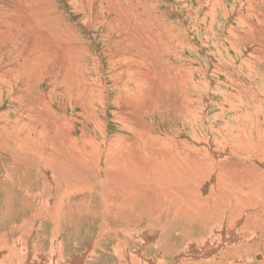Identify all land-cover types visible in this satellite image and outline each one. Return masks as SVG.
<instances>
[{"label":"rangeland","instance_id":"374dc122","mask_svg":"<svg viewBox=\"0 0 264 264\" xmlns=\"http://www.w3.org/2000/svg\"><path fill=\"white\" fill-rule=\"evenodd\" d=\"M263 147L264 0H0V236L14 223L28 233L35 213L45 220L47 210L61 208L70 220L58 236L65 264H83L77 258L107 223L86 215L93 207L77 210L83 220L70 211L87 191L67 195L69 182L54 170L69 166L68 174L77 173L70 183H87L98 206V182L131 167L108 221L136 227L147 209L148 216L167 213L162 200L158 207L141 200L158 192L138 181L134 169L151 152L186 173L203 175L188 171L187 161L211 171L194 185L215 206L201 228L222 223L225 234L240 236L244 260L257 263L264 240ZM230 215L237 218L228 228ZM40 220L24 240L46 255L48 242L37 237L50 240L51 225ZM108 233L103 245L110 259L96 264L119 263L110 251L117 239Z\"/></svg>","mask_w":264,"mask_h":264},{"label":"bare ground","instance_id":"6f19581e","mask_svg":"<svg viewBox=\"0 0 264 264\" xmlns=\"http://www.w3.org/2000/svg\"><path fill=\"white\" fill-rule=\"evenodd\" d=\"M66 131H69V130H66ZM156 143L158 144V142H156ZM211 145H214V144H211ZM153 146H154V143H153ZM153 148H155V147H153ZM221 151L223 152L222 149H221ZM146 152H148V151H146ZM164 155L166 157H170L174 154L164 153ZM218 156H219L218 153H213L214 158H217ZM187 157L190 158L189 155ZM258 158H260V157H258ZM211 159H210V161H211ZM32 160H34V158ZM52 160H53V158L51 159V161ZM36 162H39V161H36ZM189 162L190 161L186 162L187 167H188V171L198 172V173H201L203 175L186 173L185 171L176 167L174 165V163L167 164L164 162H158L157 160L154 159V153H151V152H150L149 156L145 160H143V163L141 165L135 166L134 169H135L137 180L140 182H144V184L147 186L152 185L158 190V192H154L151 195L144 193V196L141 200L144 202H151L152 201V202H154L156 207H158L161 204L160 201L162 200L165 204V210L167 211V213H165V214L157 213L156 215L148 216V210L149 209H147V211L144 215L145 218L136 222V227L133 226V223L132 224L127 223L125 226H123L121 228H117V226L113 222L108 221V217L110 215H112L114 212L112 210V207L114 205H116L117 200H121L120 197L127 190V184H128L127 179H128L131 167L130 168H124L122 170L125 172L124 174L121 173L122 171L121 172L119 171L120 174L122 175V177H120L117 172H114L110 175H109V173H107L108 171L106 172L108 174L106 176V178H109V180L107 182H105L104 184H102V183L99 184V182H98V185L101 187V190H102L101 194L97 193L98 194V201H97L98 206H92V205H94L93 201L95 198V195L93 193L94 189L89 188V185L87 183L85 185H81V186H77V185H79L78 184L79 181L77 183L75 182L76 184L70 183L69 178L73 179V176L75 177V175H77V173L74 171H71L68 174V169H66V168H68L69 166H65L62 169L63 171H61V172H63V173H60V172L54 170V172H57L62 178H65L66 181L69 182V183H66L67 195L73 194L75 192H80V190L83 192L87 191L88 196L80 199L78 206L77 207L75 206V208L73 210H70V211L77 213V215L83 220L84 215L78 214L79 211H77V210H79V209L84 210L85 209L87 212H89V210L93 207V208H96L97 211H93L92 215L90 213H87L86 215L91 216L92 221L96 220L98 218H101L102 221L103 220L105 221L104 223H107V230H103V226L101 224L99 225V227H97L98 228V232H97L98 238L90 246L88 245L89 247H87L88 249L85 251L86 253L89 254V256L86 255V253H85L82 256H79L77 259H79L80 262L82 261L83 264H96V263H98V261L102 260L103 256H105V257L107 256V258L110 259L109 252H107L106 246L103 245L104 243H106L105 240L107 239V236H108L106 234L110 230L111 232H113V235H114L113 238L117 239L116 245L112 246L110 251L116 257V260L119 262L118 264H250L249 260H244V259H247L246 258L247 255L244 253V250H245L243 247L244 243L239 242V240H240L239 235L238 236L234 235L233 231H228L225 234V231L222 229L223 228L222 223H219L218 221H215V220L208 229L206 227L204 230H202L201 226H205L211 221L209 219L211 218V215L213 216V213L215 211V206L213 203V205H212L213 209H211L210 206L208 205L209 203L207 204L209 198L206 197V198L202 199L201 193L198 191V189H196L194 187V185L197 181H200L202 179V176H205V177L210 176L211 171H204L200 167V165L195 166L193 164L191 166L190 164L192 162H190V163ZM252 162H254V161H252ZM52 163H51V165L54 164V163L53 164ZM61 163H63V162H61ZM65 165H67V164H65ZM65 169H66V171H65ZM176 172H178V174L175 176ZM41 176H42V174H41ZM48 176L49 175H47V179H49ZM236 176H234V178ZM252 176H253V174H252ZM82 177L83 176H81V178ZM106 178H105V180H106ZM241 179H243V178H241ZM103 181H104V179H103ZM121 182H122V186L120 188ZM217 182L219 183V181H217ZM82 183H83V181H82ZM228 183L230 184V182H228ZM190 185L192 187L189 188ZM211 185H213V184H211ZM246 185H248V184H246ZM74 186L75 187L77 186V187L75 189H72ZM43 194H44V192H43ZM45 194H46V192H45ZM165 195H167V196H165ZM262 198L264 199V195L262 196ZM144 202H137V203H144ZM86 203L88 205H86ZM125 204H129V203L125 201ZM74 205H76V204H74ZM257 206H258V204H257ZM41 208H43V210H44L45 205L44 206L42 205ZM247 208H248V206H247ZM60 209L56 208V209L51 210V211L49 209L50 212H48V210H47L46 214H45V220L41 219V215H42L41 213H35V215L31 219L32 222L41 219L40 221H43V222L45 221V222L50 223V225H51V231H50L51 239L47 240V238L44 236L37 237L40 241H43V242L47 241L48 242V250H49L48 252H50V253H48L46 255L44 254L45 256L42 255L41 253L43 252L42 251L43 247H39V246L37 247L36 245H34L32 243V241H31V247L32 248L28 247V243H27L28 240L27 241L24 240L25 233H27V232L24 233L23 228L21 229L20 226H19V228H17V225L14 223V224L8 226V228H7L9 230L8 233L0 236V258H1L0 264H4V263H6V264H29L28 262H29L31 253H33L34 257H32L33 259L30 261V264H65L66 259H65V255H64V250H63L61 242L58 240V236L61 234V232L65 228L64 222L70 221V220L67 217V212L65 211V215H64L63 213L60 212ZM144 210H145V208L142 209V211H144ZM248 210H250V209H248ZM36 212H37V210H36ZM138 215L140 217H142L140 212H138ZM231 218H232L231 215L229 217L225 218L226 219L225 221L226 222L228 221V223L226 224V227L228 226V228H229L230 222H232L233 220L236 221L235 219L237 217L234 216V218H232V219ZM145 219H147L146 222H144ZM228 219H231V220H228ZM256 220H257V218H256ZM32 222H31L30 230L26 234L28 239L31 237V235H33L36 232L37 227H38V224H37V225H35L34 230H32ZM262 222H263V220H262ZM39 225H40L39 231H42L43 226H42V224H39ZM142 225H144L143 229H142ZM140 227L142 230L140 231V233H137L134 229H137V231H138V229L140 230ZM214 228H219V230L216 233H213ZM243 228H245V226H242L240 228V230ZM245 230H246V228H245ZM16 231L19 234H17L15 236V238L13 236V238L9 239V237H11L12 235H15ZM20 231H21V235H20ZM206 231H207V233H206ZM249 231H250V229H249ZM258 233L259 232H257V234ZM118 235H119V237H118ZM118 238H121V239H118ZM243 239H245V238H243ZM251 241L253 243V240H251ZM128 246L132 248L130 250V255H128V250H127ZM258 248L259 249L258 250L256 249V251H255L256 255H258V256H256L254 259L257 263H254V264H264V240L262 241V248L261 249H260V247H258ZM252 250L249 247V252ZM73 262L74 261H71L70 264L75 263V262L74 263Z\"/></svg>","mask_w":264,"mask_h":264}]
</instances>
